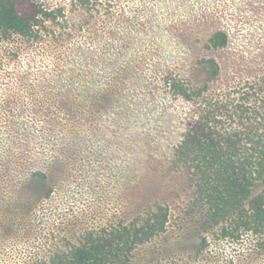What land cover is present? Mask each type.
I'll use <instances>...</instances> for the list:
<instances>
[{"label": "trees", "instance_id": "trees-1", "mask_svg": "<svg viewBox=\"0 0 264 264\" xmlns=\"http://www.w3.org/2000/svg\"><path fill=\"white\" fill-rule=\"evenodd\" d=\"M78 1L84 8L90 2ZM83 30L92 36L82 22L37 0H0V264H129L140 246L167 230L170 206L160 201L143 202L130 218L86 227L75 238L41 231L33 217L53 195L67 153L89 137L94 119L81 97L126 86L122 73L130 65L120 61L121 48L107 62L100 48L67 43ZM228 39L217 30L209 47ZM24 44L28 61L18 65L13 56ZM201 63L202 84L172 70L163 76L172 93L194 106L171 163L186 168L194 186L201 246L211 233L248 241L249 258L256 259L264 255V76L210 93L221 67L214 57ZM22 240L28 251L15 253Z\"/></svg>", "mask_w": 264, "mask_h": 264}, {"label": "rangeland", "instance_id": "rangeland-1", "mask_svg": "<svg viewBox=\"0 0 264 264\" xmlns=\"http://www.w3.org/2000/svg\"><path fill=\"white\" fill-rule=\"evenodd\" d=\"M37 1L93 31L91 37L81 31L69 45L100 48L107 62L118 47L120 61L130 65L121 93L81 97L94 122L85 143L63 152L68 164L59 165L53 195L33 216L40 230L75 238L86 227L130 218L143 202L160 201L170 206L167 230L140 246L129 264H264V255L249 258L248 241L211 233L201 246L194 186L187 169L171 163L194 106L163 83L172 70L202 84L201 59L209 57L221 67L210 93L264 76V0H90L86 8L78 0ZM217 30L229 35L218 49L209 47ZM22 46L13 56L18 65L28 61L30 50ZM13 249L28 251L23 240Z\"/></svg>", "mask_w": 264, "mask_h": 264}]
</instances>
